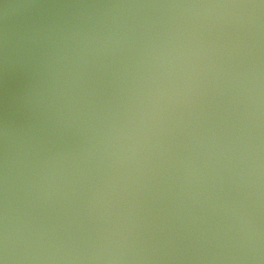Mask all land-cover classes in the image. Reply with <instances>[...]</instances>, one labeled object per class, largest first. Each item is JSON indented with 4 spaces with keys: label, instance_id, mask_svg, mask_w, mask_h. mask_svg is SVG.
Listing matches in <instances>:
<instances>
[{
    "label": "water",
    "instance_id": "obj_1",
    "mask_svg": "<svg viewBox=\"0 0 264 264\" xmlns=\"http://www.w3.org/2000/svg\"><path fill=\"white\" fill-rule=\"evenodd\" d=\"M0 264H264V0H0Z\"/></svg>",
    "mask_w": 264,
    "mask_h": 264
}]
</instances>
